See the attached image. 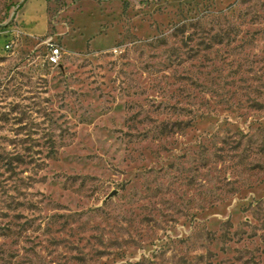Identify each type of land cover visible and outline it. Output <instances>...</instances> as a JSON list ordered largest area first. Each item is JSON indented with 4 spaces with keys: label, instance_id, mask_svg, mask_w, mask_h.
I'll return each instance as SVG.
<instances>
[{
    "label": "rangeland",
    "instance_id": "1",
    "mask_svg": "<svg viewBox=\"0 0 264 264\" xmlns=\"http://www.w3.org/2000/svg\"><path fill=\"white\" fill-rule=\"evenodd\" d=\"M27 1L0 0V264H264V0H43L41 36Z\"/></svg>",
    "mask_w": 264,
    "mask_h": 264
},
{
    "label": "crops",
    "instance_id": "2",
    "mask_svg": "<svg viewBox=\"0 0 264 264\" xmlns=\"http://www.w3.org/2000/svg\"><path fill=\"white\" fill-rule=\"evenodd\" d=\"M18 28L25 35L41 36L47 30L46 4L43 0L27 1L16 15Z\"/></svg>",
    "mask_w": 264,
    "mask_h": 264
},
{
    "label": "built area",
    "instance_id": "3",
    "mask_svg": "<svg viewBox=\"0 0 264 264\" xmlns=\"http://www.w3.org/2000/svg\"><path fill=\"white\" fill-rule=\"evenodd\" d=\"M49 47L50 48L46 56V62L49 66H57L59 64L61 51L58 46L50 45ZM4 48L7 49L8 45L5 44Z\"/></svg>",
    "mask_w": 264,
    "mask_h": 264
}]
</instances>
